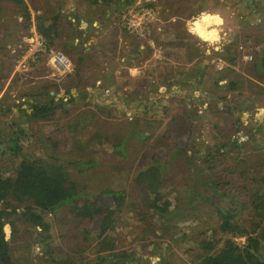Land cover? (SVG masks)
<instances>
[{
  "label": "rangeland",
  "instance_id": "rangeland-1",
  "mask_svg": "<svg viewBox=\"0 0 264 264\" xmlns=\"http://www.w3.org/2000/svg\"><path fill=\"white\" fill-rule=\"evenodd\" d=\"M153 5L195 17L169 28L174 43L153 38L156 27L146 39L134 37L135 64L143 70L126 76L123 86L111 85L109 78L106 85L116 91H110L113 102L104 107L83 87L90 81L82 75L93 80L91 71L77 65L65 73L49 54L30 55L33 26L26 27L13 1L0 0V176L13 179L27 159L57 164L78 186L83 209L82 218L69 208L44 213L48 232L23 222L16 230L7 224L15 264H53V259L97 264L99 256L121 252L131 256L127 264H198L203 241L221 247L227 237L206 200L231 203L204 185L219 176L204 164L207 149L239 141L242 166L264 178V79L252 72L264 51V0H154ZM204 14L218 35L213 43L193 31ZM185 80L187 86L179 83ZM231 80L237 81L235 90L227 85ZM37 103H51L54 110L26 116ZM176 116L183 122L174 123ZM154 158L169 171L160 196L143 192L135 182ZM251 186L264 190V182ZM167 200L175 215L170 219L154 211ZM238 223L251 228L253 222L245 214ZM234 240L244 245L246 239ZM106 247L114 251H103Z\"/></svg>",
  "mask_w": 264,
  "mask_h": 264
},
{
  "label": "trees",
  "instance_id": "trees-1",
  "mask_svg": "<svg viewBox=\"0 0 264 264\" xmlns=\"http://www.w3.org/2000/svg\"><path fill=\"white\" fill-rule=\"evenodd\" d=\"M11 1L18 6L20 15L27 23L26 27L29 28L36 24L38 33L48 42V49L55 47L54 41L57 38L59 18L56 17L49 20L37 16L34 19L25 0ZM89 1L95 3L98 0ZM128 7H131L130 4L127 5L125 10ZM47 22L49 23L48 26L45 25ZM252 72L256 76L263 77L264 51L254 63ZM181 73L180 75L183 77L187 76L186 73ZM187 82V80L179 81L183 86H187ZM227 85L230 89L235 90L237 81L231 80ZM74 101L77 100L72 97L71 102ZM48 104H34L32 106L33 113L31 115L26 114V116L47 115L54 110V108L49 106L51 103ZM64 112L68 113L65 110ZM179 119L181 117L176 116L173 118V122H183L179 121ZM232 130L237 132L239 129L236 127V129ZM171 133L172 129L167 131L164 137L169 136ZM260 134L263 135V132ZM230 143V145L227 142L223 143L218 148H208L204 156V164H206L207 169L219 173L217 179L219 181H206L205 187H209L216 195L220 192L221 197L227 198L226 201L231 199V203L228 207H225V205L213 203L209 197L208 199L206 198V201L210 202V207L217 214L220 221V230L227 237L222 240L221 247V242L203 241L200 244V248L204 253L200 256L198 264H264V190L261 192L258 188L253 189L254 186H251L252 188L247 187L248 183L251 185H255L256 182L263 183L264 178L260 177L258 179L252 167L244 168L242 166L246 160L241 155L239 141L231 140ZM18 149L15 144L14 151H19ZM172 154L174 157L177 156L175 152ZM63 172V168L57 164L48 163L42 159H27L13 179L5 180L0 176V264H15L11 255V247L4 231V227L7 224L16 230L18 223L23 222L28 225H36L44 232H48L50 226L45 223L43 214L54 213L64 208H69L72 214L82 218L83 209L78 202L81 192L78 190L76 183L71 181ZM168 172L165 164L161 163V159L154 158L144 170H140L137 173L135 182L142 188L143 192L147 191L148 194L153 193L160 196V191L164 187L165 177ZM222 185L227 186V190H219ZM198 193L196 191V195H199ZM118 196L122 198L123 194L119 193ZM155 202L156 199H154ZM170 206L171 203L167 200L160 209H154V211L156 215L170 219L175 217L174 214L169 212ZM19 208H23L24 211L19 213ZM245 214L253 222L251 228L238 223V218ZM236 237L245 238V244H238L234 240ZM103 251L113 252L114 249L106 247ZM130 257L126 252L111 253L106 257L99 256L97 264H127V262H130ZM52 263L75 264L70 259H53Z\"/></svg>",
  "mask_w": 264,
  "mask_h": 264
},
{
  "label": "crops",
  "instance_id": "crops-1",
  "mask_svg": "<svg viewBox=\"0 0 264 264\" xmlns=\"http://www.w3.org/2000/svg\"><path fill=\"white\" fill-rule=\"evenodd\" d=\"M138 1L140 0L127 2L126 0H98L93 3L89 0H25L34 19L37 16L49 20L59 18L55 47L51 49L64 53L71 60L72 69L78 65L85 71L92 72L93 80L89 79V73L85 72L82 75L83 81L85 78L90 81L88 84L84 81L86 84L83 83V87L90 94L92 93L91 96L96 98L99 105L104 107H109V104L113 102L110 91H116L113 86L106 85L109 78L111 85L121 83L120 85L123 86L126 76L137 77L143 70L141 66L135 64L136 60H134L138 39L125 32L121 24L123 10L128 4L132 6ZM120 5H123L122 9H119ZM167 10L170 9L166 5L163 6L162 11L159 9L156 26L158 32L155 34L156 37L153 36L156 40L168 39L169 28L171 30L173 26L178 27L188 23L195 17L194 13L180 16L173 12L166 13ZM193 24L196 25L197 30H207L210 35L214 32L216 34L214 39H218L217 32L209 29L212 21L206 14ZM45 25L48 26L49 23ZM33 31L36 35L39 34L36 24H33ZM188 33L190 34L189 31ZM62 38L66 41L64 45L60 43ZM174 40L176 37L173 40L168 39V42L174 43ZM46 43L48 44L47 40ZM60 46L63 47L62 50ZM70 46L71 52L68 50ZM104 93L106 99H103Z\"/></svg>",
  "mask_w": 264,
  "mask_h": 264
},
{
  "label": "built area",
  "instance_id": "built-area-1",
  "mask_svg": "<svg viewBox=\"0 0 264 264\" xmlns=\"http://www.w3.org/2000/svg\"><path fill=\"white\" fill-rule=\"evenodd\" d=\"M153 2L154 0H140L122 13L121 24L125 32L138 39H146L153 35L159 17V11ZM31 40L29 52L32 57L34 56V59L37 58V55L49 54L59 69L65 73L72 70V63L69 58L61 52L48 49L43 36L34 33ZM245 59L251 61L253 57L246 55Z\"/></svg>",
  "mask_w": 264,
  "mask_h": 264
},
{
  "label": "bare ground",
  "instance_id": "bare-ground-1",
  "mask_svg": "<svg viewBox=\"0 0 264 264\" xmlns=\"http://www.w3.org/2000/svg\"><path fill=\"white\" fill-rule=\"evenodd\" d=\"M193 26V31L195 32V34H197V36L199 37V39L205 41V42H215V40L217 39H214V35H216L214 32L211 33V35L208 33L207 30H197L198 28L196 27L195 24H192Z\"/></svg>",
  "mask_w": 264,
  "mask_h": 264
},
{
  "label": "water",
  "instance_id": "water-1",
  "mask_svg": "<svg viewBox=\"0 0 264 264\" xmlns=\"http://www.w3.org/2000/svg\"><path fill=\"white\" fill-rule=\"evenodd\" d=\"M127 1H128V0H126V2H127ZM122 7H123V5H120V6H119V9H122Z\"/></svg>",
  "mask_w": 264,
  "mask_h": 264
},
{
  "label": "flooded vegetation",
  "instance_id": "flooded-vegetation-1",
  "mask_svg": "<svg viewBox=\"0 0 264 264\" xmlns=\"http://www.w3.org/2000/svg\"><path fill=\"white\" fill-rule=\"evenodd\" d=\"M263 79H264V74H263ZM169 85V84H168ZM167 84H166V86H168Z\"/></svg>",
  "mask_w": 264,
  "mask_h": 264
}]
</instances>
